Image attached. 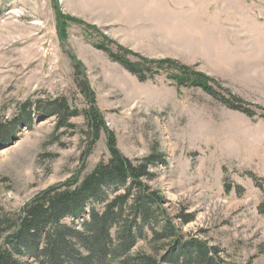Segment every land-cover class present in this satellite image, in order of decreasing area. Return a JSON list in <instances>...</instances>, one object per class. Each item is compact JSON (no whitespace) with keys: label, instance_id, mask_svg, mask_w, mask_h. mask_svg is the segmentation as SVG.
<instances>
[{"label":"rangeland","instance_id":"374dc122","mask_svg":"<svg viewBox=\"0 0 264 264\" xmlns=\"http://www.w3.org/2000/svg\"><path fill=\"white\" fill-rule=\"evenodd\" d=\"M100 45L123 48L143 69L188 66L256 116L179 86L167 73L141 82ZM82 83L125 157L166 162L144 182L164 199L183 243L207 241L230 262L264 264V0H0V124L11 131L0 143V217L108 161L105 133L84 159L83 116L66 129L46 114L62 98L89 108ZM27 103L31 126L20 120ZM182 211L194 215L187 226ZM83 220L75 221L78 229ZM149 239L126 256L151 255Z\"/></svg>","mask_w":264,"mask_h":264},{"label":"trees","instance_id":"16d2710c","mask_svg":"<svg viewBox=\"0 0 264 264\" xmlns=\"http://www.w3.org/2000/svg\"><path fill=\"white\" fill-rule=\"evenodd\" d=\"M98 48L141 82L167 73V78L179 86L202 90L228 109L249 118L256 116L220 84L188 66L171 68L162 64L143 69L126 59L129 52L123 48L117 52L106 45ZM79 89L89 99V108L78 110L62 98L52 102L46 114L56 116L58 127L66 129H73V118L83 116L84 159L92 154L103 133L107 136L109 159L100 162L82 180L80 174L74 180L51 187L36 195L18 214L0 217V264H29V260L37 264H237L228 261L224 250L210 246L207 241L183 243L180 228L166 214L164 199L150 192L144 182L155 179L150 168L165 165L164 159L152 155L135 162L125 157L96 105L94 93L84 83ZM31 107V103L24 105L21 125H32L28 113ZM10 133L0 124V143L9 139ZM256 184L260 186L258 180ZM232 190L233 186L228 184L226 192L230 194ZM110 194L113 198L109 201ZM258 211L264 217V205ZM87 213L88 219L83 220ZM178 218L181 225L187 226L193 222L194 215L182 211ZM67 219L71 222L67 223ZM77 220H83L81 229L76 226ZM147 238L151 255L127 257Z\"/></svg>","mask_w":264,"mask_h":264}]
</instances>
